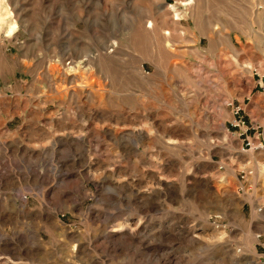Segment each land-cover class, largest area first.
I'll use <instances>...</instances> for the list:
<instances>
[{"label":"rangeland","instance_id":"1","mask_svg":"<svg viewBox=\"0 0 264 264\" xmlns=\"http://www.w3.org/2000/svg\"><path fill=\"white\" fill-rule=\"evenodd\" d=\"M263 34L264 0H0V264H264Z\"/></svg>","mask_w":264,"mask_h":264},{"label":"built area","instance_id":"2","mask_svg":"<svg viewBox=\"0 0 264 264\" xmlns=\"http://www.w3.org/2000/svg\"><path fill=\"white\" fill-rule=\"evenodd\" d=\"M69 63H71V61ZM257 74L259 75V78L257 80L258 81L257 86L260 90H262V92H264V74L261 75L259 71H257ZM230 105L233 106V112L235 115L231 124L232 126L237 127L240 130L239 136L242 137L243 149L246 150L245 148H248L252 151L264 152V125L262 126L257 123H251L244 113V106L240 104L234 105L232 102ZM255 170L253 168H247L246 170L240 172L239 174L240 192H245L246 189L253 190V185L250 184V182L252 183L251 179L257 173V169ZM263 208L264 207L258 208V211L262 212ZM211 219H213L212 223L217 228H220L221 225H223L222 215L217 214L215 216H211ZM223 226L225 228L229 227L227 223ZM256 236L257 239L259 240V245H261L264 248V241H262V239H264V232L258 233Z\"/></svg>","mask_w":264,"mask_h":264},{"label":"crops","instance_id":"3","mask_svg":"<svg viewBox=\"0 0 264 264\" xmlns=\"http://www.w3.org/2000/svg\"><path fill=\"white\" fill-rule=\"evenodd\" d=\"M11 33H9V35ZM257 82L258 81L255 82V87H258L257 86ZM259 97H260V95H259ZM244 113H245V115L247 116L248 120L251 123H257V124H260V125L263 126L264 125V99L258 100V98H255L254 101H250L248 103V105H246L244 107ZM6 183H8V181L3 180V179L0 180V185L6 184ZM32 211L33 210L28 211L27 214H26V216L38 217L40 219H43L44 218V214L43 213H41V212H35V214H33ZM3 216L4 217H9V218L10 217L17 218V219L24 218V216L21 214V212H17V211L7 212V211H3L2 210V212H0V217H3ZM23 222H24V220H23ZM12 249L14 250L16 248L13 247Z\"/></svg>","mask_w":264,"mask_h":264},{"label":"bare ground","instance_id":"4","mask_svg":"<svg viewBox=\"0 0 264 264\" xmlns=\"http://www.w3.org/2000/svg\"><path fill=\"white\" fill-rule=\"evenodd\" d=\"M150 24L152 25V23L150 22ZM200 27V26H199ZM15 28V25H14V23H12L11 24V26H10V31H9V33H11L12 31H13V29ZM262 35V34H261ZM264 35V34H263ZM260 44V43H259ZM264 45V44H263ZM83 59H86V58H83ZM84 60H81V62H83ZM253 153H264L263 151H259V152H257V151H252ZM246 165H249L248 163L246 164ZM257 166V170H258V172H259V174H261L263 177H264V162H261L260 164H258V165H256ZM234 170V169H233ZM234 173V172H233ZM255 181V180H254ZM255 184V185H254ZM253 185L254 186H257V184L256 183H254ZM256 191V190H255ZM246 194H247V198H249L250 200H252L254 197L253 196H255L258 200H260V202L263 204V206H264V193H262L261 195H254V193L253 194H250V193H248V192H246ZM253 197V198H252ZM130 224V223H129ZM129 224H121L119 227H116V228H113V231H119V230H123V229H125V228H127L128 227V225Z\"/></svg>","mask_w":264,"mask_h":264}]
</instances>
